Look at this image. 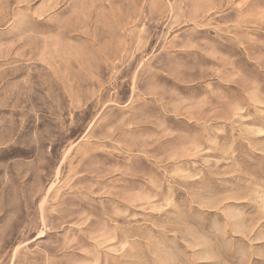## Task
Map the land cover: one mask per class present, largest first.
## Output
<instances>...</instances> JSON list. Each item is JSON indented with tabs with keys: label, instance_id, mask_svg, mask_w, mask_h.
Listing matches in <instances>:
<instances>
[{
	"label": "rangeland",
	"instance_id": "1",
	"mask_svg": "<svg viewBox=\"0 0 264 264\" xmlns=\"http://www.w3.org/2000/svg\"><path fill=\"white\" fill-rule=\"evenodd\" d=\"M0 264H264V0H0Z\"/></svg>",
	"mask_w": 264,
	"mask_h": 264
}]
</instances>
